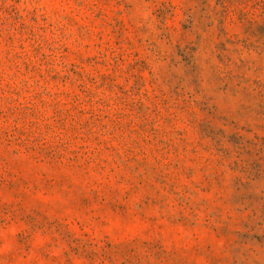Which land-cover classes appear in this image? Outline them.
I'll return each instance as SVG.
<instances>
[{
  "label": "rangeland",
  "instance_id": "obj_1",
  "mask_svg": "<svg viewBox=\"0 0 264 264\" xmlns=\"http://www.w3.org/2000/svg\"><path fill=\"white\" fill-rule=\"evenodd\" d=\"M0 264H264V0H0Z\"/></svg>",
  "mask_w": 264,
  "mask_h": 264
}]
</instances>
